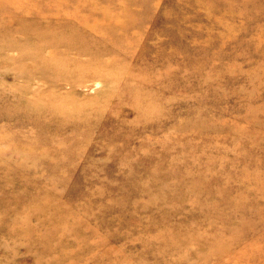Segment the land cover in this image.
Masks as SVG:
<instances>
[{
	"label": "rangeland",
	"instance_id": "obj_1",
	"mask_svg": "<svg viewBox=\"0 0 264 264\" xmlns=\"http://www.w3.org/2000/svg\"><path fill=\"white\" fill-rule=\"evenodd\" d=\"M0 264H264V0H0Z\"/></svg>",
	"mask_w": 264,
	"mask_h": 264
},
{
	"label": "bare ground",
	"instance_id": "obj_2",
	"mask_svg": "<svg viewBox=\"0 0 264 264\" xmlns=\"http://www.w3.org/2000/svg\"><path fill=\"white\" fill-rule=\"evenodd\" d=\"M37 101H39L38 99H37ZM34 102V101H33ZM30 103V102H29ZM31 105H33L32 103H30ZM43 117H44V115H43Z\"/></svg>",
	"mask_w": 264,
	"mask_h": 264
}]
</instances>
